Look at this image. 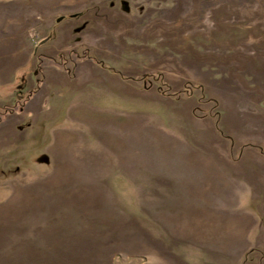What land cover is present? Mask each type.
I'll return each instance as SVG.
<instances>
[{
	"label": "rangeland",
	"instance_id": "obj_1",
	"mask_svg": "<svg viewBox=\"0 0 264 264\" xmlns=\"http://www.w3.org/2000/svg\"><path fill=\"white\" fill-rule=\"evenodd\" d=\"M0 264H264V0H0Z\"/></svg>",
	"mask_w": 264,
	"mask_h": 264
}]
</instances>
